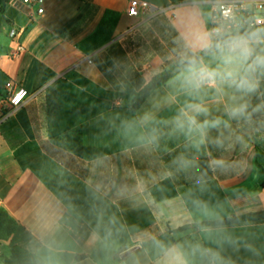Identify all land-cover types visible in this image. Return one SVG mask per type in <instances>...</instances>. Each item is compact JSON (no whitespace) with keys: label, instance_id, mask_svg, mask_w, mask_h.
<instances>
[{"label":"crops","instance_id":"0c3cea01","mask_svg":"<svg viewBox=\"0 0 264 264\" xmlns=\"http://www.w3.org/2000/svg\"><path fill=\"white\" fill-rule=\"evenodd\" d=\"M141 1L151 8L138 16L128 14L130 0H44L42 14L22 0L6 5L0 264L14 246L41 256L48 226L63 264H159L163 249L195 245L219 253L223 264H264V221L196 226L264 210L256 163L257 153L264 155V129L233 121L235 135L225 147L209 144L199 155L201 186L194 176L164 178L185 151L183 138L164 136L149 150L122 130V121L146 111L162 126L185 102L167 82L131 110L135 94L155 75L177 67L191 29L204 25L217 0ZM8 82L29 93L15 110L6 107ZM204 99L213 116L224 115L227 96L209 90ZM194 199L209 203L211 220L193 210Z\"/></svg>","mask_w":264,"mask_h":264},{"label":"clouds","instance_id":"9594fccd","mask_svg":"<svg viewBox=\"0 0 264 264\" xmlns=\"http://www.w3.org/2000/svg\"><path fill=\"white\" fill-rule=\"evenodd\" d=\"M212 27H207L208 24ZM186 52L180 57L169 86L186 97L176 113L161 126L154 111L124 120L121 127L127 137L145 149L155 150L164 136L183 138L185 151L172 160L165 179L184 174L196 177L199 155L207 145L223 148L235 135L232 122L264 129V18L244 16L233 5L223 4L218 13L205 18L190 31ZM211 90L218 99L228 97L223 116H213L205 102ZM253 99L257 102L253 103ZM226 117V118H225ZM215 131L217 135L211 136ZM217 167L223 161L214 162ZM197 186L202 178L196 177ZM144 183L137 180L136 189ZM193 210L202 219L213 218L207 201L194 199ZM43 254L37 264H63L54 229L46 227L41 239ZM159 264H223L219 253L195 245L190 251L172 246L163 249Z\"/></svg>","mask_w":264,"mask_h":264},{"label":"trees","instance_id":"16d2710c","mask_svg":"<svg viewBox=\"0 0 264 264\" xmlns=\"http://www.w3.org/2000/svg\"><path fill=\"white\" fill-rule=\"evenodd\" d=\"M10 2V0H0V32H1V20L2 15L4 14L6 5ZM176 67H166L161 73L155 75L151 81L138 93L135 94L133 98V104L131 106V110L136 112L144 101L152 94L156 89L165 85L173 75V69ZM264 161V155L262 153H257L256 155V163L260 170L261 174V184L264 188V166L262 164ZM264 221V210L263 211H254L248 212L241 215L232 216L229 218L212 221V222H204L196 225L197 227H217V226H233L242 223L248 222H261ZM191 227V225L183 226L177 231H184ZM40 256L35 253L29 252L21 246H14L11 250L10 257L5 259V264H37V260Z\"/></svg>","mask_w":264,"mask_h":264},{"label":"built area","instance_id":"2783aa9c","mask_svg":"<svg viewBox=\"0 0 264 264\" xmlns=\"http://www.w3.org/2000/svg\"><path fill=\"white\" fill-rule=\"evenodd\" d=\"M22 2L28 6H38V13L44 12L43 3L44 0H22ZM223 4L233 5L241 14L244 16H254L257 19L264 18V0H217L214 2L213 14L218 13L220 6ZM151 5L141 0H130L128 6V14L131 16H138L141 10H148ZM212 27V25H211ZM11 36L17 38L20 33L11 31ZM7 95H6V107L9 110H15L21 107L29 96L28 91L17 86L11 82L6 84Z\"/></svg>","mask_w":264,"mask_h":264},{"label":"water","instance_id":"95a60500","mask_svg":"<svg viewBox=\"0 0 264 264\" xmlns=\"http://www.w3.org/2000/svg\"><path fill=\"white\" fill-rule=\"evenodd\" d=\"M178 70H179V68L175 67L172 72L174 73L175 71H178Z\"/></svg>","mask_w":264,"mask_h":264}]
</instances>
